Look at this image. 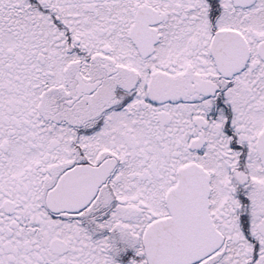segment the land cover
Returning <instances> with one entry per match:
<instances>
[{"label": "snow or ice", "instance_id": "6c2138e0", "mask_svg": "<svg viewBox=\"0 0 264 264\" xmlns=\"http://www.w3.org/2000/svg\"><path fill=\"white\" fill-rule=\"evenodd\" d=\"M0 264H264V0H0Z\"/></svg>", "mask_w": 264, "mask_h": 264}]
</instances>
